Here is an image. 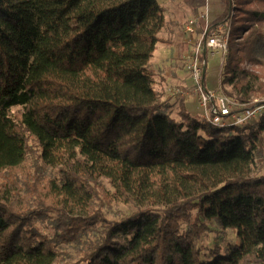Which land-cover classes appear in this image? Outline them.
<instances>
[{"label":"trees","instance_id":"obj_1","mask_svg":"<svg viewBox=\"0 0 264 264\" xmlns=\"http://www.w3.org/2000/svg\"><path fill=\"white\" fill-rule=\"evenodd\" d=\"M224 1L220 23L245 24L221 93L252 107L264 0ZM164 13L160 0H0V264H264V116L218 129L183 99L172 116L149 65ZM210 225L235 241L203 253Z\"/></svg>","mask_w":264,"mask_h":264},{"label":"rangeland","instance_id":"obj_2","mask_svg":"<svg viewBox=\"0 0 264 264\" xmlns=\"http://www.w3.org/2000/svg\"><path fill=\"white\" fill-rule=\"evenodd\" d=\"M162 7L165 10L164 13V19H165V25L168 27V29H171V33L176 32V23L171 22V19L173 17V21H177L179 24L180 30L181 26L183 27L184 23L189 17H197L199 18L200 14H203L204 11H207L208 17L210 22L213 24L215 23H220L221 22V16L222 13L225 9L226 3L224 0H160ZM188 17V18H187ZM229 26V30L233 31V29H237L239 25L245 24L242 23L238 17H236L235 13H230L229 19L225 21ZM176 24V25H175ZM202 21L199 20L197 23V28L201 27ZM264 28V25L262 26ZM166 29V27H165ZM162 30V32L159 34V37L162 39V43H158L156 46V50L153 54L152 59L149 62V65L151 68H154L156 66H159L162 62L161 55L162 53L170 48H167L165 45L168 40H172V43L177 45V42L172 37H169L167 32ZM183 29V28H182ZM245 29V28H244ZM200 30L195 33L194 35V41H196L199 37ZM245 34L242 31L241 34L239 35L240 37H243ZM183 30L180 31L179 37L184 38ZM193 41V42H194ZM193 44V43H192ZM192 44L187 46V51L185 53L189 54L192 48ZM179 46V45H178ZM175 51V54L177 53V50L173 49ZM175 56V55H174ZM184 59H179V62L177 64V67L179 68L180 72L177 73L178 79L180 82L177 84V82L172 81L170 82V85L167 84L166 75L165 71H160V70H155V79H156V89L158 91H165L167 90V94L171 95L169 96L171 100L170 103H172V116L175 118L177 111H178V102L182 98L183 93L190 92L192 91V84L189 80V76L185 70L184 67ZM223 62V57L221 56L220 53H215L213 55H210V51L207 52V66H206V71H205V85L206 88L209 91H213L218 95H222L221 89H220V71H221V66ZM243 66L247 69H258L251 67L248 63L243 64ZM175 72V71H174ZM260 83L263 85L264 88V73L261 74V79ZM165 88V90H164ZM229 89V88H227ZM264 92V89H262ZM166 94V96H167ZM197 99V98H196ZM195 102H197L195 100ZM195 104V103H194ZM250 104H264V96L256 95L253 96L251 99ZM188 112H190L191 115L193 116H200L202 115L201 110L198 109V107L190 106L188 108ZM199 120V119H198ZM259 169H256L258 173H263L264 172V156L263 159L258 162ZM112 209L114 211H122V212H127L128 209H126L123 205H112ZM108 217H112L111 214H108ZM211 228V233L208 235L204 236L201 241H200V247L202 248L203 253H207L209 249H212L215 245L220 246L221 248H224L227 243L229 242H234L235 241V233L232 231H222L221 229L210 225ZM67 253H72L73 250L72 248H67L66 249Z\"/></svg>","mask_w":264,"mask_h":264},{"label":"built area","instance_id":"obj_3","mask_svg":"<svg viewBox=\"0 0 264 264\" xmlns=\"http://www.w3.org/2000/svg\"><path fill=\"white\" fill-rule=\"evenodd\" d=\"M199 20L202 21L200 33L198 39L194 41ZM183 34L188 37L189 44L193 43L189 54L183 57V64L192 84V92L197 98V107L202 112L201 120L215 128L223 129L241 126L262 118L264 116V104L243 107L237 102L206 88L204 76L207 66V52L210 51V55L220 53L224 58L228 51L229 26L226 23L212 25L205 10L199 18L190 17L186 20L183 25Z\"/></svg>","mask_w":264,"mask_h":264},{"label":"crops","instance_id":"obj_4","mask_svg":"<svg viewBox=\"0 0 264 264\" xmlns=\"http://www.w3.org/2000/svg\"><path fill=\"white\" fill-rule=\"evenodd\" d=\"M170 19H171V22L177 24V25L175 24L176 25V29H177L176 32L175 33H171L172 30L168 29V27L166 25H165L166 29H165V27H164V29L167 32L169 37L173 38V36H174V39L177 42V45L176 44L174 45L172 43V40H168V42H166L165 45L167 46V48H170L171 50L169 51V49H166L161 55V58H160L162 60V62H160L161 64L159 66H156V67L152 68L154 71L155 70L165 71V75H166L165 79H167V81H169V82H166V83L169 84V85H170V82H172V81L177 82V84L180 82V80L178 79V76H177V73L180 72L179 68L177 67V64L179 62V59H181V58L183 59V57H184V55H185V53L187 51L186 50L187 46L190 45L189 42H188V37L187 36H184V38H180L179 37L180 31L183 30L182 29L183 27L181 26V30H180V27H179V24L177 23V21H173V17L170 18ZM200 28L201 27L197 28L198 31L200 30ZM173 49L177 50L176 54H175V51H173ZM169 96H171V95L167 94L166 97L168 99H170ZM180 97H182L181 99H183L185 107H186L187 110H188V108L190 106H194L195 105V107H197V102H195V100L197 101V99H196L195 94L192 91L183 93L182 96H180ZM170 102H171V100H170ZM193 117H195L196 119L201 120L202 115H200L199 117L198 116H193Z\"/></svg>","mask_w":264,"mask_h":264}]
</instances>
